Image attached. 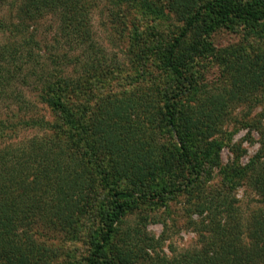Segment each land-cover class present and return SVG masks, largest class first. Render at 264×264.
Here are the masks:
<instances>
[{
	"label": "rangeland",
	"instance_id": "374dc122",
	"mask_svg": "<svg viewBox=\"0 0 264 264\" xmlns=\"http://www.w3.org/2000/svg\"><path fill=\"white\" fill-rule=\"evenodd\" d=\"M156 1L162 11L161 15L129 9L125 5L112 6L114 0H101L94 7L85 8L86 21L81 29L82 32L86 30L84 42H79L75 35H65L61 38L63 47L56 52L68 56V71L67 68L62 70L68 73L74 71L70 76L82 84L85 97L97 104L101 103L105 108L114 103L118 106L119 123L115 128L109 123L104 127L100 123L96 125L94 133L97 138L99 130H103V140L106 138L118 148L125 127L121 124L126 123L128 128L133 127L134 130L142 124L149 130L143 146L148 141L154 144L151 156H159L164 150L166 157L170 158L174 155L169 154L173 150V143L178 144L177 133L175 127L165 126L167 119L162 115L161 106L163 98L172 91L174 82L171 74L162 69L161 54L165 43L183 27L187 17L185 10L180 8L181 4L182 7H186V4L178 0ZM189 1L191 7L204 0ZM58 22L56 16H45L38 22V33L49 32V28L57 31ZM209 41L212 51L192 66L190 74L198 93L209 97L218 109L223 110L219 114L220 120L212 129L213 133L204 135L208 141L215 140L219 144L218 158L203 165L195 184L185 191H175L166 206L143 208L141 213L124 219L118 226L117 236L113 240L114 247L112 245L109 250L113 264H193L208 243L215 242L207 234L210 225L225 224L229 213V223H237L242 234L245 231L246 235L250 220L263 221L264 178L256 180V173L259 172V165L264 163V75L260 83L261 76L255 73L253 67L260 65L264 69V26L254 31L235 23L215 30ZM100 58L107 64L118 63V69L99 79L94 75L98 72H89L82 67L92 61L96 65ZM60 68H63L62 65ZM15 88L27 95L31 103L21 107L20 117L36 113L38 107L35 105V108L31 102L33 91L21 85ZM196 106L197 103L191 101L189 96L183 98L176 113L177 125L184 121L190 110L195 111ZM12 109L9 102L0 101V117L14 118L15 109ZM37 114L49 122L53 120L51 113L40 105ZM96 115L98 119L104 118V115ZM146 116H150V121H153L150 128L148 122L143 124ZM165 129L171 130L170 136ZM83 136L79 135L80 141H73L78 143L75 146L74 143L71 145L70 140L60 139L65 146L44 128L26 125L16 128L11 134H5L0 129V160L4 150L7 151L5 154L10 151L14 156L12 167L20 162L22 170L28 171L31 167L29 173H33L36 164L32 158L34 155L27 154V146L30 141L39 144L43 139H50L67 147L64 158L69 159L71 156L68 154L75 152L77 165L85 173L89 187L93 186L95 190L90 202L77 212L76 221L67 233L56 222L36 220V215L33 218L27 214L25 221L20 223L8 239L21 245L23 250H15L12 254L2 250L0 256L5 259L13 257L32 260L31 264H87L91 252L90 242L100 227L97 207L106 202L108 190L117 188L140 191L151 189L162 181H170L166 171L158 167L161 171L145 175L143 180L117 177L108 164V160L116 155L106 154L102 147L86 152L91 147ZM86 138L90 141V136ZM193 139L197 140L198 145L200 140H204L201 135H193ZM86 146L89 147L86 149ZM51 150L44 146L38 152L45 161ZM57 152L52 159H55ZM133 158H136L135 155ZM138 159L140 165L142 160L140 157ZM74 191L71 188L69 194L74 196ZM201 201L205 205L213 201L208 206L213 211L211 218L206 208L201 211L197 207L201 206ZM65 203L63 201L60 205ZM67 222L71 224V220ZM136 230H143L138 241L134 234ZM125 234L130 236L127 238ZM124 242H129V245ZM0 264L6 263L1 260Z\"/></svg>",
	"mask_w": 264,
	"mask_h": 264
},
{
	"label": "trees",
	"instance_id": "16d2710c",
	"mask_svg": "<svg viewBox=\"0 0 264 264\" xmlns=\"http://www.w3.org/2000/svg\"><path fill=\"white\" fill-rule=\"evenodd\" d=\"M100 1L0 0V101L9 102V106L15 109L14 118L0 117V129L5 134H11L16 128L26 125L40 127L47 129L55 140L59 139L61 143L63 141L60 139L70 140L74 146L78 143L73 141H80L79 135H84V139L91 147L87 149L89 146H86V152H93L96 151L95 147H98L96 149L102 147L106 154L116 155L115 158L109 157L111 159L108 160V164L119 178L143 180L145 175H154L156 170H165L171 178L168 182L162 181L146 190L117 188L108 190L106 202L97 207L100 227L90 242L91 252L87 257V264H113L109 250L117 236L118 226L124 219L141 213L143 208L166 206L171 195H175V191H185L195 184L203 165L217 160L219 144L215 140L208 141L204 135L213 133L212 129L220 120L219 114L223 110L218 109L209 97L198 93L190 71L195 63L212 51L209 39L215 30L230 27L235 23L243 24L254 31L264 26V0H204L191 7L189 0H178L186 4V7H182L181 4L180 10L182 8L185 10L187 18L179 33L165 43L161 54L162 69L171 74L174 82L172 91L163 98L161 110L167 119L165 126L175 127L178 144L173 143V150L169 153L174 154L172 157L167 158L164 150L159 154L160 157L158 154L152 157L150 152L154 144L148 141L143 146L149 130L142 124L140 128L134 130L133 127L128 128L126 123H122L121 125L125 127L122 140L117 144L118 148L106 138L103 140V130H99L97 138L94 133L96 125L100 123L104 127L109 123L115 128L119 123L117 114L120 111L117 104L105 108L101 103L89 100L85 97L86 93H83V86L79 80L76 82L71 78L70 74L74 71L68 73L62 70L67 68L68 71L70 60L68 56L56 52L63 47L61 38L65 35H75L79 42H84L86 30L85 32L81 30L86 21L84 9L94 7ZM156 2L114 0L112 6L125 5L129 9L161 15L162 11ZM45 16H56L59 21L57 31L49 28V32L38 33V22ZM93 60L95 61V57ZM60 65L63 68H60ZM118 65L116 62L107 64L100 58L96 65L92 61L82 67L89 72H98L94 74L95 77L102 79L103 76L117 70ZM253 69L261 76V83L264 69L262 70L260 65ZM19 85L26 87L30 92L33 91L31 102L34 107H38L39 110L40 105L48 110L52 121L49 122L44 116L37 114L38 110L34 114L20 117L21 107L26 106L29 99L27 95L16 90L15 87ZM81 96L83 98H79ZM187 96L197 103V109L190 110L184 121L177 125V109ZM97 113L104 115V118H96ZM144 119L143 124L148 122L150 128L153 124L150 116ZM165 131L171 135V130ZM87 135L90 136V141L86 138ZM193 135H201L204 140H200L201 143L198 145ZM45 141L43 139L39 144L30 141L27 146V154L34 155V157L31 155L36 164L33 173H29L31 167L28 171L22 170L20 162H16L17 165L12 167L13 153L9 151L5 154L6 150L3 152L0 160V252L6 250L12 254L15 250H23L21 245L14 244L8 239L18 229L20 223L25 221L27 214L33 218L36 215L34 218L36 220L56 222L62 231L67 233L66 231L71 230L72 223L76 221L77 212L81 211L88 201L90 202L91 195L95 192L93 186L89 187L85 173L77 165L75 152L68 154L71 157L66 159L63 155L67 147L50 139H47L46 143ZM50 144L52 145L49 146ZM63 144L66 146L64 142ZM44 146L53 149L45 161L38 152L42 151ZM56 152L55 159H52ZM134 155L136 158H133ZM138 157L142 160L140 165ZM171 159L173 160L169 161ZM256 174L258 175L256 180L264 178V163L259 165V172ZM73 176L75 178H72ZM71 188L75 189L74 196L69 194ZM63 201L66 203L61 206L60 203ZM212 202L209 201V204L205 205L201 201V206H197L201 211L206 208L207 215L210 212V218L213 211L208 206H211ZM262 202L264 203V194ZM33 205L36 207L33 208ZM226 208L229 211V206ZM228 217L225 224L210 225L207 234L215 242L208 243L193 264H264V218L263 221L257 222L250 220L247 235L245 231L244 235L237 223L236 225L229 223L230 213ZM70 220L71 224L67 222ZM142 231L134 232L137 241L140 240ZM125 235L127 238L130 236ZM124 244L129 245V242ZM20 259L13 257L5 259L0 256V262L2 260L6 264H31L32 261Z\"/></svg>",
	"mask_w": 264,
	"mask_h": 264
}]
</instances>
